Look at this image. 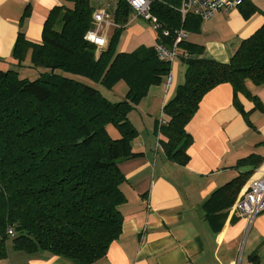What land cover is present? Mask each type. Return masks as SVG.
<instances>
[{"label":"trees","instance_id":"trees-1","mask_svg":"<svg viewBox=\"0 0 264 264\" xmlns=\"http://www.w3.org/2000/svg\"><path fill=\"white\" fill-rule=\"evenodd\" d=\"M147 1L149 14L159 25L155 44L175 47L176 59L185 68L183 83L162 106L153 135L166 160L185 166L192 145L185 128L214 87L231 86L233 106L249 127L254 128L250 113L242 109L238 95L253 103V111L264 114L259 98L245 84L264 86V23L240 42L228 63H219L200 59L203 46L186 41L188 34L200 33L202 20L182 19L181 0ZM66 3L71 6L60 5L48 13L40 43L28 41L21 31L29 14L26 8L11 61H0L8 65L0 68V258L7 240L15 251L45 252L73 264H94L105 257L123 222L119 207L126 198L120 187L126 180L120 164L140 156L132 150L138 131L129 113L171 71V62L159 59L155 45L118 51L133 16L126 1L110 0L107 5L114 26L101 51L84 39L96 12L90 0ZM238 9L244 18L258 10L250 0H243ZM179 32L186 37L175 43ZM17 69L32 71L36 78H21ZM63 74L87 79L107 91L124 83L127 90L122 100L114 102L97 88ZM109 127L118 138H111ZM257 146H264V141ZM263 162L256 154L239 159L232 167L238 175L203 204L204 218L220 221L214 232ZM9 228L13 237L7 234Z\"/></svg>","mask_w":264,"mask_h":264},{"label":"crops","instance_id":"crops-1","mask_svg":"<svg viewBox=\"0 0 264 264\" xmlns=\"http://www.w3.org/2000/svg\"><path fill=\"white\" fill-rule=\"evenodd\" d=\"M250 2L258 10L248 18L243 17L239 7L229 13L219 12L200 22V33L185 36L186 41L203 46L200 59L228 63L240 42L263 25L264 0ZM109 3L110 0H90L96 11L105 9ZM66 4V0H0V61H11L19 22L26 8L29 14L22 22L21 31L28 41L40 43L48 13ZM137 18H131L127 25L118 45L119 52L155 45L154 30L137 22ZM29 60L30 52L26 65ZM0 68L6 69L8 65L0 63ZM184 69L176 59L171 65V85L166 87L164 81L153 86L136 107V112L143 115L140 124H149L148 132H153L162 106L183 83ZM245 84L264 106V86ZM117 88L123 89L121 83L107 91L111 97L119 92ZM231 96V86L221 84L202 98L185 128L192 137L185 166L166 160L157 138L155 141L150 135L142 138L137 129L132 150L140 156L120 164L126 180L120 187L126 198L119 207L123 217L121 233L105 257L94 264H264V212L249 224L232 206L220 230L214 232L213 226H218L220 221L207 220L202 211L210 195L238 175L232 167L239 159L251 154L264 158V146H257L264 141V114L253 111V103L238 95L242 109L250 113L249 121L254 128L249 127L234 108ZM262 171L264 162L252 177H258ZM247 187L246 184L240 196ZM2 245L5 255L0 258V264H73L45 252L28 255L15 251L10 240Z\"/></svg>","mask_w":264,"mask_h":264},{"label":"built area","instance_id":"built-area-1","mask_svg":"<svg viewBox=\"0 0 264 264\" xmlns=\"http://www.w3.org/2000/svg\"><path fill=\"white\" fill-rule=\"evenodd\" d=\"M131 7L133 17H141L151 25L154 32L159 28L157 21L148 12L149 2L147 0H124ZM243 0H181L179 12L183 18L186 16H194L202 21L212 18L219 12L229 13L240 7ZM105 9L96 11L93 15L92 28L89 30L84 39L96 46L98 51L103 50L108 42L110 30L114 24L110 19L109 13ZM163 35L167 36L168 32L163 31ZM185 38L182 32H179L175 43ZM161 61L171 62L176 61L177 51L175 47L168 48L156 43L154 49ZM172 82L169 74L165 79L166 87L170 86ZM247 190L238 196L233 209L235 213L242 219H245L249 224L255 219L257 215L264 212V171L258 177H252L247 184ZM12 229L7 230V234L13 237Z\"/></svg>","mask_w":264,"mask_h":264},{"label":"rangeland","instance_id":"rangeland-1","mask_svg":"<svg viewBox=\"0 0 264 264\" xmlns=\"http://www.w3.org/2000/svg\"><path fill=\"white\" fill-rule=\"evenodd\" d=\"M66 6H71V5H68V4H66ZM131 18H133V17H131ZM137 18V17H136ZM132 20V19H131ZM137 22H139V23H141V24H143V25H146L147 27H148V25H149V23H147L143 18H141V17H139V18H137ZM149 27H151V25H149ZM146 35V34H145ZM177 61H179L180 62V60L179 59H177ZM181 63V62H180ZM17 71H18V73H19V76L21 77V78H28L29 80H34L35 78H36V76L34 75L35 73L34 72H28V71H26V69L24 70V69H17ZM63 75H65V76H67V77H69V78H73V79H75V80H77V81H79V82H81V83H83V84H85V85H87V86H91V87H94V88H97L106 98H108L109 100L110 99H112V100H114L115 101V99L116 100H122L123 99V97H121L120 95L122 94V93H125L126 92V86H125V84L124 83H121V85L123 86V89H120V88H117L118 89V91L119 92H115V97L113 98V97H111L110 96V93H108L107 92V90H104V88H102L101 86H96V85H94L91 81H89V80H87V79H84V78H81V77H77V76H72V75H66V74H63ZM120 96V98H117V97H119ZM145 99V98H144ZM143 99V100H144ZM140 104V103H139ZM138 104V105H139ZM157 110V112H158V108L156 109ZM137 110L135 109V110H133V112H131V113H129V116H128V119H131V121L133 122L132 124H134L135 126H136V129H138V131L140 132V134H141V136H142V138H147L148 137V135H150L151 136V138H152V141H155L156 140V138H154L155 136L153 135V132L151 131V132H148V123L147 124H145V125H143L142 123L140 124V122H141V117L143 116L141 113L139 114L138 112H136ZM156 112V113H157ZM133 113V114H132ZM158 114V113H157ZM135 117V118H134ZM154 119V118H153ZM139 121V122H138ZM109 129V135L111 136V138H113V139H116V138H118L119 137V135H118V133L113 129V128H111V127H109L108 128ZM254 175V174H253ZM252 175V176H253ZM252 176L249 178V180H248V182L247 183H245V184H248L249 183V181L251 180V178H252ZM11 241V240H10Z\"/></svg>","mask_w":264,"mask_h":264}]
</instances>
